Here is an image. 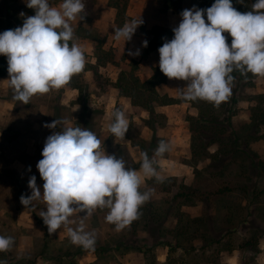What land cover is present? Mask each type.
<instances>
[{
  "label": "rangeland",
  "instance_id": "rangeland-1",
  "mask_svg": "<svg viewBox=\"0 0 264 264\" xmlns=\"http://www.w3.org/2000/svg\"><path fill=\"white\" fill-rule=\"evenodd\" d=\"M184 1L189 3L186 9L195 4L194 0ZM82 2L85 5L82 15L86 20L70 23L73 28L82 25L104 35L105 48L115 45L117 62V65L96 67L97 75L89 72L85 112H82L83 105L76 107L71 103L75 94L66 92L64 87L34 95L29 104H23L14 99L8 71L0 77V235L11 236L14 240L10 250L0 252V260L7 264H264V142L252 141L241 151L230 147L233 137L246 129L251 134L264 132L260 126L248 125L249 102L245 99L246 93L260 92L264 80L256 78L254 88H245L241 84L232 88L228 108L217 122L218 128L224 130V136H218L210 129L205 139L210 143L209 148L202 157L192 160L186 116L196 114V109L180 95L181 91H187L188 82L173 78L169 79V86L158 87L160 93L169 88L175 92L174 98L185 103L167 110L169 118L166 115L163 127L148 128L147 114L132 106L124 96H116L117 89L112 83L119 71L126 69L130 59L138 57L139 75L151 74L153 63L159 57L158 49L144 53L142 43L140 46V43L123 42V39L119 42L112 32V11L100 7V0ZM25 6V0H0V33L8 30L7 25L10 29L22 26L25 17L31 16ZM172 22L179 24L176 19ZM143 26L138 25L134 34L145 35L148 28ZM223 35L230 40L228 32ZM83 41L88 44L82 48L85 64H94L93 42ZM121 43H127L125 49H119ZM130 48L133 52L138 49L139 56L129 55ZM115 110L122 111L129 122L124 139H118L108 131ZM81 113L90 116L89 130L102 141L101 147L106 154L122 158L128 168L140 170L141 152H146L154 161L157 174L163 179L171 176L175 181V187L169 188V185L167 192H163V184L155 177L145 178L140 187L141 192L151 189L147 202L153 204L150 211L159 216L158 222L145 225L141 221L135 229L127 226L117 231L116 226L105 219L108 209L97 208L91 216L74 213L68 227L75 229L83 221L85 230L95 234L94 246L89 249L73 244L64 225L56 232L48 233L39 216L40 211L46 210L42 199L33 201L34 209L26 208L20 202L22 194L31 195L28 187L31 176L36 177V184L41 189L44 183L36 165L43 158L41 153L46 137L59 131L45 125L59 118L66 123H60L58 127L73 126ZM160 141L167 143L168 151L157 156L155 149ZM142 145L143 149L140 148ZM216 146L219 159L211 158ZM183 184L198 189L196 198L190 196L192 205L183 204L184 198L177 195L184 191L180 188ZM202 193L201 198L199 194ZM177 218H183V222L200 218V223L188 228L190 233L197 230L192 241L175 240L173 229ZM227 246L232 249L226 250L224 247Z\"/></svg>",
  "mask_w": 264,
  "mask_h": 264
},
{
  "label": "clouds",
  "instance_id": "clouds-1",
  "mask_svg": "<svg viewBox=\"0 0 264 264\" xmlns=\"http://www.w3.org/2000/svg\"><path fill=\"white\" fill-rule=\"evenodd\" d=\"M26 6L35 14L25 17L22 26L0 33V55L7 57L9 86L14 99L23 104H29L34 95L66 86L85 67L83 49L69 43L74 38L70 22L85 16L81 15L82 0H61L57 6L49 0H26ZM180 15L173 38L165 40L158 52L160 71L169 79L188 82L182 99L205 100L218 107L231 96L234 71L264 77V0H255L252 10L245 13L237 11L232 0H214L206 9L194 5ZM142 23L140 17L126 22L114 30V38L130 41ZM224 32L232 37L230 45ZM142 45L146 47L147 41ZM129 55H139V50ZM113 116L108 131L124 139L129 122L120 110ZM60 123L66 122L56 119L45 126L55 129ZM101 145L87 128L69 125L52 132L36 165L44 181L42 189L33 175L28 180L31 195L20 197L21 204L30 209L35 207L33 201L42 199L46 210L39 216L48 233L64 225L71 242L85 249L94 246L95 234L85 230L83 221L75 229L68 227L74 213L91 216L97 208L108 209L106 221L117 231L123 230L138 219L139 209L150 199L151 189L140 191L144 179L163 180L146 152H141L140 170H136L128 168L122 158L106 154ZM166 151L167 143L160 141L155 155ZM13 244L11 236L0 235V252ZM0 264L7 262L0 260Z\"/></svg>",
  "mask_w": 264,
  "mask_h": 264
},
{
  "label": "trees",
  "instance_id": "trees-1",
  "mask_svg": "<svg viewBox=\"0 0 264 264\" xmlns=\"http://www.w3.org/2000/svg\"><path fill=\"white\" fill-rule=\"evenodd\" d=\"M196 7L201 9H206L210 7L214 0H194ZM26 3V0H25ZM129 0H108V5L115 9L114 15V28H112V32L116 28L122 27L124 23L130 19L127 14V6ZM255 3V0H232L233 7L241 12L245 13L247 11L252 10V4ZM184 0H160L159 11L161 13H180L183 10ZM25 10L28 11L29 14L34 15L35 10L32 8H28L27 6L24 7ZM7 12L6 15H8ZM82 15V13H81ZM86 20V16L82 21ZM206 20V15H205ZM207 22V20H206ZM9 24V22H7ZM6 23V24H7ZM143 26L144 24H140ZM11 26L7 25V29H10ZM144 27V26H143ZM3 32V31H2ZM1 32V33H2ZM174 35L172 29L163 27L160 25H153L148 30L145 31V37L147 39V46L144 47V53L149 52L153 49H158L165 40H171L172 36ZM86 39L93 42V56L95 58L94 64L87 63L85 64L84 70L74 75L71 78V81L66 85L71 89H75L78 92V96L76 104L82 106V112H85L86 106L85 100L88 93L87 92V84L84 82V74L85 72L92 71L94 75H97L96 67H105L108 64L117 65L114 55L113 47L105 48V36L98 33L96 30L84 27L82 25H77L74 27V38L70 41V46L73 43H77L79 40ZM231 39L227 42L229 45L231 44ZM8 68L7 64V57L4 55H0V77L6 72ZM152 73L146 79H142L139 75V61L135 59H130L129 63L127 64L126 69H122L119 71L116 80L112 83L113 87L117 89L119 96H124L130 99V103L133 106H137L141 108L143 111L146 112V126L151 128L152 130L161 128L166 122V115L156 110V107L163 106V105H170L174 103H178L180 100L178 98H174L169 96L166 93H160L158 87L166 81V76L160 71L159 66H152L151 68ZM232 75L235 77L234 83L232 88L236 86V84H241L245 88H254L255 87V79L260 77L264 80V77L253 75L252 73H247V75H242L239 71H234ZM245 99L249 102V107H247V117L249 119L248 125H255L260 126L264 129V83L263 89L257 93H246ZM190 103V106L196 109V114H190L186 116V120L188 122V130L190 134V151H191V159L197 160L206 153V149L209 148V142H206V133L209 132L210 129H213V132H216L221 136H224V130L218 128L217 122L220 116L226 111L228 108L229 101L222 102L218 107L214 106L213 103L205 101V100H186ZM60 104L58 103V106ZM60 121L59 118H55V120ZM62 121V120H61ZM79 122V123H78ZM74 127H83L89 129L91 126V119L88 114L86 116L84 114H79V117L73 125ZM64 126L57 125V130H62ZM219 129L215 131V129ZM221 129V130H220ZM244 133L237 134L231 140L230 147L233 148L235 151H241L242 148H245L250 145L252 141H263L264 142V132L261 134H251L250 130L246 129L243 131ZM221 138V137H220ZM218 141V139H216ZM140 144V143H139ZM143 145L140 146L143 149ZM228 147V146H226ZM228 147V148H230ZM214 154L212 153L211 158L219 159V152L218 146L214 147ZM227 148H224V150ZM174 178L170 176V178H164L159 181L162 185L163 192L169 191L168 189L171 187H175L173 180ZM169 181L170 183L167 184L166 182ZM170 185V187H169ZM169 187V188H168ZM179 187V186H177ZM181 189L184 191L178 192L177 195L184 198L183 204L185 205H192L191 197L198 195V189H192L183 184L180 186ZM177 189V188H176ZM187 191V192H186ZM201 198L204 196V193L199 194ZM152 203H145L139 209V216L138 219L134 220L129 227L135 229L141 221L146 223L148 222H158L159 216H155L154 212H151ZM150 219H153L151 221ZM155 219V220H154ZM200 223V218H191L187 222H183V218H177L176 228L173 229V235L175 240H179L186 242L192 241L195 238V232L197 230H193L192 233L188 232V228ZM181 248L185 246H180ZM226 250H229L231 246L224 247ZM100 249L103 250L101 247ZM232 249V248H231Z\"/></svg>",
  "mask_w": 264,
  "mask_h": 264
},
{
  "label": "crops",
  "instance_id": "crops-1",
  "mask_svg": "<svg viewBox=\"0 0 264 264\" xmlns=\"http://www.w3.org/2000/svg\"><path fill=\"white\" fill-rule=\"evenodd\" d=\"M101 2H99L98 4L100 5V7L104 6L105 8H109L110 11H112V19L110 20L111 23L113 22L114 20V15H115V9L110 7L108 5V0H100ZM61 0H56V1H51L49 0V3L52 4V5H55L56 3H60ZM191 3V2H190ZM189 4V3H188ZM187 2L184 1V4H183V10L186 9V6L188 5ZM196 6V4H193ZM192 5V6H193ZM159 6H160V0H129V3H128V6H127V10H126V14L127 16L130 18L128 19L126 22H129L135 18H138L140 17V19L143 21V24H144V27L146 28H150L152 27L153 25H160V26H163V27H167V28H170V29H173L175 28L176 26H178L177 24H173L172 20L173 19H176L177 22L180 23L181 21V12L180 13H161L159 11ZM149 12H153L151 15ZM175 17V18H174ZM125 22V23H126ZM124 23V24H125ZM207 23V22H206ZM114 26V24H113ZM139 31V30H138ZM137 32V31H136ZM144 37V38H143ZM83 40H86V39H82V40H79L76 44H78L81 48H84L86 47V45H88L85 41ZM147 41L146 37L143 35V34H139L138 32L136 34H133V36L131 37V42H136V43H140V46H141V43L143 41ZM82 41V42H81ZM119 42L121 40H118ZM139 41V42H138ZM116 44V43H115ZM111 45V43H110ZM125 45L127 46V43H121L119 44V49L121 47H123L125 49ZM132 45V44H130ZM113 47L115 45H112ZM142 47L144 48V46L142 45ZM130 51H132V48H130ZM155 49L151 50L150 52H154ZM133 52V51H132ZM128 54H129V51H128ZM140 54V53H139ZM134 58L137 57V55H132ZM139 56V55H138ZM140 59V57L136 58V60L138 61ZM93 63V62H92ZM154 66H159V57L157 58V60L153 63ZM89 72L91 71H86L85 74H84V82L87 84V76L89 74ZM93 74V72H92ZM150 76V74H147L146 76L142 77L140 76L142 79H146ZM168 82V83H167ZM187 83V81H186ZM161 86H169V78L166 77V81L160 85ZM87 87H88V84H87ZM64 89L65 91H70V93L72 94H75V97L73 99H71V103L73 102L74 106L78 107V105L76 104V99H77V96H78V92L75 90V89H71L67 86H64ZM165 93H167L169 96H172V97H176L175 95V92H171V90L169 88H167L166 90H164ZM104 93V92H103ZM118 95V91L116 92V96ZM126 101H128L130 103V99L125 97ZM182 103H185V102H178V103H174V104H170V105H163V106H158L156 107V110L161 112V113H164L165 115H167L168 117V109H172V106H179L181 105ZM131 104V103H130ZM132 105V104H131ZM133 106V105H132ZM136 108H139L137 106H134ZM141 109V108H140ZM142 110V109H141ZM143 111V110H142ZM146 115V112L143 111ZM169 118V117H168ZM73 120H71V125L72 124ZM65 127V126H64Z\"/></svg>",
  "mask_w": 264,
  "mask_h": 264
}]
</instances>
